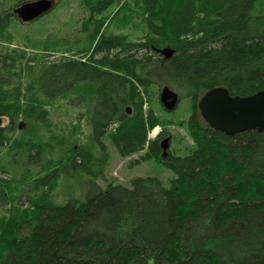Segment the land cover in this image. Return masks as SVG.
<instances>
[{
	"label": "trees",
	"instance_id": "trees-1",
	"mask_svg": "<svg viewBox=\"0 0 264 264\" xmlns=\"http://www.w3.org/2000/svg\"><path fill=\"white\" fill-rule=\"evenodd\" d=\"M29 1L0 9V264H264V132L227 136L198 109L218 87L264 90V0H79L77 50L52 36L42 51L10 48ZM163 87L192 103L182 157L161 144ZM57 102L80 115L86 144L55 133ZM106 138L122 159L176 177L99 187ZM82 175L86 200L61 199Z\"/></svg>",
	"mask_w": 264,
	"mask_h": 264
},
{
	"label": "rangeland",
	"instance_id": "rangeland-1",
	"mask_svg": "<svg viewBox=\"0 0 264 264\" xmlns=\"http://www.w3.org/2000/svg\"><path fill=\"white\" fill-rule=\"evenodd\" d=\"M19 1L1 0L0 9L7 10L11 8L15 10L16 7L13 6ZM55 1L53 0L54 5L52 10L36 20L25 23L19 20H12L10 32L13 34L14 44L10 48L30 47L32 51H42L45 48L46 39L52 36L55 40L62 38L68 39L69 47L77 50L78 47L75 44V38L81 36L79 33L80 23L86 17V13L81 8L79 0H60L57 4ZM4 46L6 45L4 44ZM56 46L59 47L60 45ZM161 90L162 88L159 90V96ZM180 99L177 108L170 113L164 110L159 97L162 109L158 108L156 112L164 121H168V125L165 129L158 127L159 129H155L154 131L159 132L162 129L164 132L166 131L168 133L167 140L164 139L161 144L168 142V138L171 137V141L169 140L170 143L168 142L169 145L166 150L169 149L171 153L182 157L187 155L194 145L186 129L187 121L192 114V103L189 99ZM79 117L80 115L66 109L63 104H58V102L51 108L50 119L55 133H67L70 130H75V133L80 138V143L86 144V136L89 134V131L84 121H79ZM7 123V120L3 119L2 124L6 125ZM76 124V129H73V126ZM21 125L22 128H26V125ZM154 131H151V134L149 133L150 140L156 139L154 138ZM41 134L44 136V139H47L49 136V134L45 136L43 132ZM104 144L108 152L107 164L104 168V176L106 179L105 181L99 180L97 183L103 189L107 184H120L130 187V181L139 177L157 178L162 182L163 186L168 187L171 180L176 177V174L172 170L164 167L154 159L143 162L140 165L132 164V162L139 160V154L133 155L129 159H122L107 138L104 139ZM2 161L10 165L8 157H3ZM16 169L20 173V168L16 167ZM90 181H92L91 177L82 175L80 181L77 180V182H73L70 185V189L67 185L61 191L62 195L60 198H69L70 195H75V198L85 201L87 193L91 190L88 184ZM3 213L4 209L0 208V216Z\"/></svg>",
	"mask_w": 264,
	"mask_h": 264
},
{
	"label": "water",
	"instance_id": "water-1",
	"mask_svg": "<svg viewBox=\"0 0 264 264\" xmlns=\"http://www.w3.org/2000/svg\"><path fill=\"white\" fill-rule=\"evenodd\" d=\"M52 6V0H38L22 4L16 12L22 21L30 22L48 13ZM159 97L167 111L175 110L180 100L178 94L168 87L162 88ZM198 108L213 130L228 136L249 131L264 132V90L240 97L231 96L226 88L218 87L203 96Z\"/></svg>",
	"mask_w": 264,
	"mask_h": 264
},
{
	"label": "bare ground",
	"instance_id": "bare-ground-1",
	"mask_svg": "<svg viewBox=\"0 0 264 264\" xmlns=\"http://www.w3.org/2000/svg\"><path fill=\"white\" fill-rule=\"evenodd\" d=\"M137 3V2H136ZM153 22V21H152ZM153 27V26H152ZM179 96V95H178ZM203 98V97H202ZM201 98V99H202ZM179 99H180V97H179ZM181 100V99H180ZM180 100H179V103H180ZM161 102V101H160ZM178 103V104H179ZM199 104V103H198ZM161 105H162V103H161ZM178 106V105H177ZM163 107V106H162ZM164 108V107H163ZM177 108V107H176ZM199 109V108H198ZM130 110V109H129ZM165 110V109H164ZM131 111V110H130ZM167 111V110H166ZM174 111V110H173ZM173 111H167V112H173ZM200 112V111H199ZM205 121V120H204ZM207 124V123H206ZM208 125V124H207ZM209 126V125H208ZM210 127V126H209ZM211 128V127H210ZM155 129H159L158 127H156V128H154L153 130H152V132L155 130ZM155 132V137L154 138H156L160 133H161V130L159 131V132H157V131H154ZM219 132V131H218ZM222 133V132H221ZM245 133V132H244ZM151 134V133H150ZM224 134V133H223ZM240 134V133H239ZM226 135V134H225ZM237 135V134H236ZM228 136V135H227ZM234 136V135H233ZM163 146V145H162ZM164 148H167L168 147V145H167V143H164V146H163Z\"/></svg>",
	"mask_w": 264,
	"mask_h": 264
}]
</instances>
